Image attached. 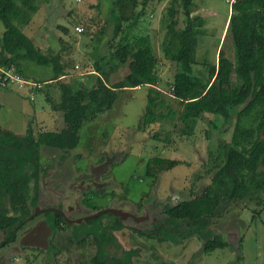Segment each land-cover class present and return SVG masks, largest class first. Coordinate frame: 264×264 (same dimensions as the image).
Instances as JSON below:
<instances>
[{
  "label": "trees",
  "instance_id": "trees-1",
  "mask_svg": "<svg viewBox=\"0 0 264 264\" xmlns=\"http://www.w3.org/2000/svg\"><path fill=\"white\" fill-rule=\"evenodd\" d=\"M46 1L0 0V69L13 70L29 83L18 90L40 89V84L23 75L24 62L53 67L54 78L44 81L45 85L58 84L59 78H66L68 63L60 62V54H43L22 31L40 3ZM151 1L154 0H110V40L123 35L113 51L104 30L91 39L95 43L92 49L99 53V60L91 70L94 83L80 89L60 84L59 102L45 95L49 108L61 113L64 129L34 134L29 127L23 135L0 129V230H6L10 238L8 228L23 221L30 214L29 206L36 204L38 180L45 172L41 149L74 150L79 143V127L109 111L126 90L149 88L138 131L176 116L183 125L181 135L191 137L198 122L211 115L221 120L225 131L231 127L229 140L219 139L216 154L209 156L208 172L214 170L211 183L189 201L165 205L162 223L155 225L149 235L133 227L125 228L124 222L110 213L86 221L87 230L81 235L69 232L67 225H53V264H133L136 249L122 250L120 256L108 253L109 246L120 249L111 231L117 232L126 246L131 244L133 234L176 245L194 236L201 241V252L209 254L229 246L211 228L212 220L221 217V209L240 200L264 205V0H231L225 38L230 39L233 53L229 57L221 48L214 64L196 60L204 20L201 16L192 17L193 0H169L159 19L164 31L161 43L164 58L176 66L166 94L155 88L159 79L150 36L129 37L130 28L138 25ZM121 65L127 66V73L116 83H110V71ZM194 65L202 66L201 71L195 72ZM105 88L108 94L104 93ZM171 100L181 109L175 113L169 108L164 114L161 109ZM209 124L217 126L214 122ZM163 142H169L168 135ZM180 164L188 165L179 160L151 157L145 165V175L155 181ZM105 216L111 218L108 226L101 225Z\"/></svg>",
  "mask_w": 264,
  "mask_h": 264
},
{
  "label": "rangeland",
  "instance_id": "rangeland-1",
  "mask_svg": "<svg viewBox=\"0 0 264 264\" xmlns=\"http://www.w3.org/2000/svg\"><path fill=\"white\" fill-rule=\"evenodd\" d=\"M168 2L169 0L149 2L144 17L129 32L131 38L144 34L150 36L157 59L156 72L159 79L155 88L165 94L169 91L168 84L176 71V66L164 58L161 45L164 31L160 27L159 19L169 5ZM193 2L192 17L201 16L204 20L203 35L198 39L196 49V60L214 64L221 48L231 57V41L225 38L231 0ZM109 6L110 0H48L40 3L31 22L22 31L43 54H60V62L69 64H66V78H59L58 84L45 85L44 81L54 78L53 67L24 62L23 75L28 81L40 84V89L34 88L35 90L29 92L0 87L1 130L23 135L29 127L34 134L44 131L59 132L65 128L61 113L49 108L45 95L48 94L55 102H59L60 84L80 89L91 87L94 83L95 77L91 70L99 60V53L92 49L95 43L91 39L104 30L106 41L113 51L123 35L122 33L117 39L110 40L112 23L108 16ZM77 28L82 32H78ZM201 67L193 66L195 72L201 71ZM126 73V65L110 71V83L121 80ZM148 89L143 86L122 92L109 111L91 121H85L78 129L79 143L74 150L41 149V162L47 176L40 175V180H43L46 187L60 180L59 189L54 186V191H58V195L66 193L65 205L70 202L75 209L70 217L78 214L79 217H84L107 208L129 212L136 217L147 214L148 218L137 222L135 227L150 233L155 224L162 223L166 214L164 205L169 207L189 201L200 195L211 183L214 170L208 172L211 169L209 156L216 154L219 139L229 140L231 127L227 132L220 119L206 115L204 120L198 122L193 136L187 137L181 135L183 125L174 116L159 120L143 132L138 131L137 124L143 115ZM104 93L108 94L109 90L105 88ZM166 105L167 107L161 109L164 114L169 108L175 113L181 109L173 100L167 101ZM210 122L217 126L214 127ZM165 135L169 137L168 143L163 142ZM155 156L183 161L188 165L180 164L153 181L145 175V165L148 159ZM108 160L110 162L106 166L105 175L99 180L103 186L93 191L88 190L74 203V197L79 192H74L71 188L76 190V180L80 176L74 169L88 171L90 167L101 161L106 164ZM59 161L63 162L59 164ZM63 181L70 183L72 187L62 186ZM39 187L40 198L50 205L52 199L48 190L40 185ZM262 195L264 196V190ZM54 200L52 205L57 206L56 195ZM108 220L106 216L103 219L104 223ZM127 221L124 222L134 226L133 219L129 218ZM67 227L69 232L77 228L87 230L85 222ZM211 228L229 246L209 254L201 252V241L194 236L176 245L133 234L131 244L126 246L117 232L111 231V234L116 237L120 250L138 251L133 264H264L263 204L260 206L245 200L232 201L221 209L220 218L212 220ZM157 237L160 236L157 234ZM107 249L109 254L118 255L112 247ZM39 251L34 256L27 252L26 257L14 264H51L48 253ZM9 253L13 252L4 249L0 256L5 258Z\"/></svg>",
  "mask_w": 264,
  "mask_h": 264
},
{
  "label": "flooded vegetation",
  "instance_id": "flooded-vegetation-1",
  "mask_svg": "<svg viewBox=\"0 0 264 264\" xmlns=\"http://www.w3.org/2000/svg\"><path fill=\"white\" fill-rule=\"evenodd\" d=\"M61 162H63V161H59V164ZM109 162H110V160H108L106 164L105 163L103 164V161H101L100 163L90 167L88 169V171L87 170L84 171V170L74 169V172H77L80 174V176L78 175L79 177L76 180V181H78V185L76 187V190L71 188L72 185L70 183L67 182L68 183L67 184L65 181H63L62 186H66L68 188H71L72 190H74V192L75 191L79 192V195L74 197V199H75L73 201L74 203H77V201L80 200L81 197L84 196L85 193L88 192V190L92 189V191H93V190L97 189L99 186H103V185H101L99 180L105 175L104 173L106 172V166H108L107 164ZM45 176H47L46 170H45V172H43V174H41V177H45ZM48 177H50V175ZM40 179L41 178H39V180H38L37 202L34 206H32V207L29 206L30 210H31L30 214L23 221L13 223L8 228L9 232H11V234H10L11 236L9 235L10 238L8 237V233L6 232V230H2V231L0 230V253L4 249L13 252V253H9V255L5 258L0 256V264H14L16 261L21 260L22 257H26V255L28 253H30L29 255L34 256L35 253L37 254L40 252L39 250L47 252L48 257L51 260L50 262H51V264H53L54 250H53V248H51V240H52V236H53V229H52L53 225L59 224L61 227H65V225L71 227L75 224L79 225L82 222H86V221H82V222L77 223V221L79 219L87 217V216L79 217V214H78L77 216L74 215L73 217H70V213L73 214L75 212V209L72 208V206L70 205L71 204L70 202L68 203L69 205H65L66 203L64 200L67 199V197L65 195L66 193L64 192L65 194L58 195V193H57L58 191H56V190L54 191V186L58 187V189H59V181L60 180H58L55 184H52L51 186L46 187L43 180H40ZM39 185L43 189L48 190V193L51 196V197L50 196L49 197L52 199V202L50 203V205L46 204L45 201L42 198H40V187H39ZM59 192H60V190H59ZM30 194L32 196L33 192ZM55 195L58 197V205L57 206L52 205L55 203V200H54ZM164 206H163V209L165 210ZM52 209H54V211ZM35 211H38L36 215H35ZM126 213H129V212H126ZM129 214H131V213H129ZM133 216L136 219H138V221H137L133 218H130V219H133L135 221L134 226L127 223L128 222L127 220L129 218H127L126 220H122L120 217L119 218L123 222L127 221V222H124L125 227H133L135 229H139V228L135 227L137 222H142V221H144V219L148 218L147 214H146V216L141 215V217H136L135 215H133ZM116 217H118V216H116ZM103 219L101 220V225L108 226L109 222L111 221V218H108L109 220L106 223H104ZM43 222L45 223L46 226H50V228H51L50 234H48V232L46 231V229H44V227L42 228ZM155 225H157V224H155ZM140 231H142V230H140ZM73 232L77 235L82 234V230L79 228L74 229ZM142 232H146V231H142ZM146 234L149 235L148 233H146ZM155 235L157 236V234H155ZM113 249L116 250V253H118L119 256L121 255L122 250L115 249V248H113ZM106 250L108 251L107 248H106Z\"/></svg>",
  "mask_w": 264,
  "mask_h": 264
},
{
  "label": "water",
  "instance_id": "water-1",
  "mask_svg": "<svg viewBox=\"0 0 264 264\" xmlns=\"http://www.w3.org/2000/svg\"><path fill=\"white\" fill-rule=\"evenodd\" d=\"M54 211V209H52ZM38 211H35V215L37 214ZM106 213H110L114 216H118L120 217L122 220H126L127 218H133L135 220L138 221V219H136L133 215L129 214V213H126L122 210H119V209H115V208H107V209H103V210H100V211H97L87 217H84V218H81L77 221L78 222H82V221H87V220H90V219H93V218H97L103 214H106ZM44 227V229H46V231L48 232V234L51 233V228L50 226H46L45 223L43 222L42 223V228ZM38 247V246H37Z\"/></svg>",
  "mask_w": 264,
  "mask_h": 264
},
{
  "label": "built area",
  "instance_id": "built-area-1",
  "mask_svg": "<svg viewBox=\"0 0 264 264\" xmlns=\"http://www.w3.org/2000/svg\"><path fill=\"white\" fill-rule=\"evenodd\" d=\"M78 32H82L80 28H77ZM29 85V83L23 81L16 73L5 72L4 70L0 69V86L3 88H22L23 86Z\"/></svg>",
  "mask_w": 264,
  "mask_h": 264
},
{
  "label": "crops",
  "instance_id": "crops-1",
  "mask_svg": "<svg viewBox=\"0 0 264 264\" xmlns=\"http://www.w3.org/2000/svg\"><path fill=\"white\" fill-rule=\"evenodd\" d=\"M28 91L31 92L30 89H28ZM19 135H20V134H19Z\"/></svg>",
  "mask_w": 264,
  "mask_h": 264
}]
</instances>
